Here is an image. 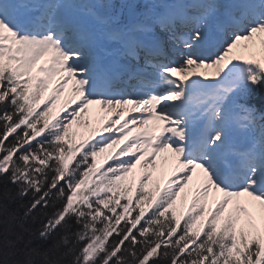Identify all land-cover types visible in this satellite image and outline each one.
Instances as JSON below:
<instances>
[{
	"label": "snow or ice",
	"instance_id": "6c2138e0",
	"mask_svg": "<svg viewBox=\"0 0 264 264\" xmlns=\"http://www.w3.org/2000/svg\"><path fill=\"white\" fill-rule=\"evenodd\" d=\"M262 90L264 0H0V264H264Z\"/></svg>",
	"mask_w": 264,
	"mask_h": 264
},
{
	"label": "rangeland",
	"instance_id": "374dc122",
	"mask_svg": "<svg viewBox=\"0 0 264 264\" xmlns=\"http://www.w3.org/2000/svg\"><path fill=\"white\" fill-rule=\"evenodd\" d=\"M202 71H204L203 69H201ZM199 71V70H198ZM206 75L209 76V77H212L213 76V71L212 70H209L208 72H206ZM161 163V160H158V164ZM170 169H168V173L170 174ZM191 187V185H190Z\"/></svg>",
	"mask_w": 264,
	"mask_h": 264
},
{
	"label": "bare ground",
	"instance_id": "6f19581e",
	"mask_svg": "<svg viewBox=\"0 0 264 264\" xmlns=\"http://www.w3.org/2000/svg\"><path fill=\"white\" fill-rule=\"evenodd\" d=\"M204 70V69H203ZM209 70H212L213 71V75L215 74V69H207V70H204V72L206 73V72H208ZM92 107V111H93V114H95V112H96V107L97 106H91ZM164 154H162V156H163ZM159 160V159H158Z\"/></svg>",
	"mask_w": 264,
	"mask_h": 264
},
{
	"label": "trees",
	"instance_id": "16d2710c",
	"mask_svg": "<svg viewBox=\"0 0 264 264\" xmlns=\"http://www.w3.org/2000/svg\"><path fill=\"white\" fill-rule=\"evenodd\" d=\"M262 96H264V90H262V93H261Z\"/></svg>",
	"mask_w": 264,
	"mask_h": 264
}]
</instances>
